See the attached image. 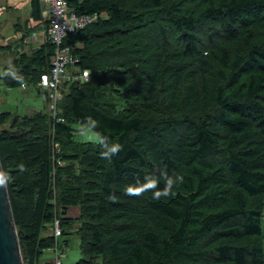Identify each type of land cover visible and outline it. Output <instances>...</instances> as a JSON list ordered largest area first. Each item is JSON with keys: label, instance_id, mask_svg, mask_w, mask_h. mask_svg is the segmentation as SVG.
<instances>
[{"label": "trees", "instance_id": "16d2710c", "mask_svg": "<svg viewBox=\"0 0 264 264\" xmlns=\"http://www.w3.org/2000/svg\"><path fill=\"white\" fill-rule=\"evenodd\" d=\"M66 4L96 18L62 40L87 77L58 84L55 117L37 86L53 45L28 39L48 24L40 0H28L0 45V83L44 102L31 114L0 108L23 264H43L48 251L56 259L68 236L74 264H264V0ZM86 117L117 154L74 139ZM161 172L183 176L174 197L125 194Z\"/></svg>", "mask_w": 264, "mask_h": 264}, {"label": "built area", "instance_id": "2783aa9c", "mask_svg": "<svg viewBox=\"0 0 264 264\" xmlns=\"http://www.w3.org/2000/svg\"><path fill=\"white\" fill-rule=\"evenodd\" d=\"M42 6L48 14V24L44 28L41 35V43L46 40L53 45V54L50 57L49 72L40 76L37 83L38 87L48 91L50 99L48 110L55 117V101L58 97L57 86L63 80H82L87 77L86 70H80L72 62L68 48L62 45L65 35L71 31L77 30L85 26L96 15H75L67 13L66 0H40ZM37 34H33L31 38L36 40ZM24 84L21 85V88ZM54 236L59 234L57 221H54ZM55 264H61L57 257Z\"/></svg>", "mask_w": 264, "mask_h": 264}, {"label": "rangeland", "instance_id": "374dc122", "mask_svg": "<svg viewBox=\"0 0 264 264\" xmlns=\"http://www.w3.org/2000/svg\"><path fill=\"white\" fill-rule=\"evenodd\" d=\"M11 1V5L17 6L16 9L10 10L7 8L8 2ZM15 1V3L13 2ZM28 1V0H27ZM25 0H0V45L6 46L8 42L12 40V23L15 21L17 15L22 18L25 17L27 12L28 2ZM21 3V5H20ZM44 11L45 8L43 7ZM17 12V14H16ZM4 13V15H3ZM5 58L0 57V64L4 63V60L8 58V54H5ZM25 90V89H24ZM8 88L0 83V108L3 110H9L18 114H31L34 110H39L43 106V100L37 96L33 90H25ZM74 128L77 130L74 134V139L77 141H95L90 135H80L78 133L79 125L75 124ZM73 209H69V213ZM68 243L66 246L62 244L61 237H59V249L58 258L61 264H74L80 257V250L78 247L77 238L74 236H68ZM62 247V249H61ZM62 253V254H61ZM43 261L48 264H55V253L48 251L43 256Z\"/></svg>", "mask_w": 264, "mask_h": 264}, {"label": "clouds", "instance_id": "9594fccd", "mask_svg": "<svg viewBox=\"0 0 264 264\" xmlns=\"http://www.w3.org/2000/svg\"><path fill=\"white\" fill-rule=\"evenodd\" d=\"M8 74L15 75L14 72ZM97 128V121L92 117H86L85 121L79 126L78 133L80 135H90L97 143H99L104 151L102 156L104 158H110L112 155L117 154L121 150V145L118 143H110L106 136H103L99 132L94 130ZM163 181V187H160V183ZM183 176L174 174L169 175L167 172H161L160 176L146 175L143 180L137 178L134 182L127 184L124 187V192L128 196L139 197L146 192L152 193L154 200H160L161 198L174 197L176 192L173 191L174 187L178 184H182ZM5 183V174L0 172V186ZM110 199L115 200V196H110Z\"/></svg>", "mask_w": 264, "mask_h": 264}, {"label": "water", "instance_id": "95a60500", "mask_svg": "<svg viewBox=\"0 0 264 264\" xmlns=\"http://www.w3.org/2000/svg\"><path fill=\"white\" fill-rule=\"evenodd\" d=\"M0 264H23L6 183L0 186Z\"/></svg>", "mask_w": 264, "mask_h": 264}, {"label": "crops", "instance_id": "0c3cea01", "mask_svg": "<svg viewBox=\"0 0 264 264\" xmlns=\"http://www.w3.org/2000/svg\"><path fill=\"white\" fill-rule=\"evenodd\" d=\"M2 1H3V0H2ZM26 1H27V0H25V2H26ZM13 2L15 3V1H13ZM27 2H28V1H27ZM7 5H8L9 7H11V8L13 7V6L11 5V1H9ZM20 5H21V3H20ZM16 7H17V6H14L12 9L14 10V9H16ZM1 9H4V8H0V10H1ZM27 12H28V4H27ZM27 12H26L25 15H27ZM1 14H2V12H0V16H1ZM3 15H4V13H3ZM44 17H45V19H48V14H47L46 10H45V13H44ZM43 30H44V29H42L41 31H39V32L37 33L36 40L33 41V39L31 38V36H30L28 39L31 40V42H33L34 44H36V43H37V44H40V43H41V42H40V41H41V35H42ZM0 33H1V31H0ZM33 34H35V32H34ZM33 34H32V35H33ZM28 39H27V40H28Z\"/></svg>", "mask_w": 264, "mask_h": 264}]
</instances>
